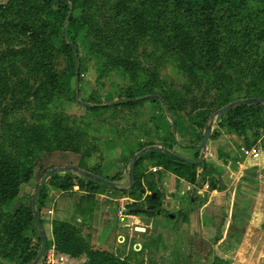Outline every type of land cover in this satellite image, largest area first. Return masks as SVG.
<instances>
[{"label":"trees","instance_id":"trees-1","mask_svg":"<svg viewBox=\"0 0 264 264\" xmlns=\"http://www.w3.org/2000/svg\"><path fill=\"white\" fill-rule=\"evenodd\" d=\"M82 47L96 62L100 86L104 87L110 78H118L114 84L118 101L101 103L91 97V105L86 101L80 104L76 87L85 60L80 57ZM169 67L185 77L184 85L167 80ZM251 98H264V0L0 3V256L32 264L39 255L42 238L32 196L17 198L30 181L33 168L40 164V155L93 152L89 141L81 136L85 123L65 112L66 103L84 105L95 116L108 111H133L145 102L161 103L176 122L178 115H185L200 131L187 146L177 143L174 132L170 133L172 143L138 158L129 191L111 189L134 200L129 207L131 214L152 217L161 204L160 185L166 173L176 176L179 182L197 187L209 182L211 190L220 189V177L199 179V167L210 174L206 171L207 158L199 166L182 159H198L197 147L206 127L215 125L208 147L223 128L238 135L248 151L256 147L264 135V104L238 105L216 115L237 100ZM147 147L136 149L133 156ZM183 150L191 156L182 155ZM207 154L211 156L209 151ZM147 159L154 162L153 167L162 169L146 182L140 167ZM217 159L224 162L225 168L232 167L230 156L219 151L211 161L219 175L222 168L215 164ZM79 167L115 184L102 175L101 164L87 166L83 157ZM58 174L47 181L37 198L40 218L50 191L67 193L78 187L88 201L102 194L100 188L105 184L97 178L76 172H67L63 177ZM15 200H19L16 207ZM142 201H146L147 209ZM92 212V207L84 204L77 207L78 218L74 221H54L53 241L48 240L47 250L53 243L58 253L78 259L87 255L86 264H137L130 257L91 249L82 229L89 228L86 221L91 222ZM32 230L36 238L28 235ZM213 264L226 261L218 258Z\"/></svg>","mask_w":264,"mask_h":264},{"label":"rangeland","instance_id":"rangeland-1","mask_svg":"<svg viewBox=\"0 0 264 264\" xmlns=\"http://www.w3.org/2000/svg\"><path fill=\"white\" fill-rule=\"evenodd\" d=\"M6 2L7 0H0V3ZM80 57L85 58L82 62V77L76 87L80 104L86 101V103L91 105V97H96L95 99L101 103L118 101V95L115 92L114 86L115 83L119 82L118 78H110L105 82L104 87L100 86L97 82L98 73L96 62L86 56L84 47L80 50ZM63 66L64 64L62 67ZM165 76L168 78L167 80H170L179 86L186 83L185 77L173 67L167 68ZM79 87L82 89L81 93L79 92ZM80 104L77 102L66 103L64 109L72 119L75 118L76 120H81L85 123L81 126V136L89 141L88 144L91 145L93 152L89 154H73L70 152L54 151L52 153L40 155V164H37L36 168H33L30 181L22 187L20 193L21 196L17 199L27 196L33 197L42 180L41 177L46 170L69 166L80 168L79 166L82 164L83 157L84 163L87 166L93 167L94 165L101 164V173L104 177L113 179L115 185L125 191H129L130 179L128 173L133 157L135 156H133V153L136 149L143 146L147 147L150 144H155L160 147L162 145H168L172 143L171 138H169V135L172 132H174V139H176L177 143L187 146L192 144L200 133L198 129L191 125L185 115H178V122H176L168 108L161 103L155 104L145 102L143 106L133 111L126 109L108 111L103 115L100 114L96 116L94 113L86 111L84 105ZM88 124L91 126H87ZM174 125L176 126V132L174 130ZM214 126L215 125H213V128ZM85 135L88 137H85ZM243 144V140L239 138L238 135L229 133L224 128L219 129L218 138L211 141L208 147L211 156L207 157L208 154L206 156V165L208 167L206 171H209L210 174H208V172L204 173V167H199L198 173L200 180H202V178L209 180L211 177H220L222 185L219 190H214V193L207 194L208 196L204 195V192L198 191V199H195L193 204L192 202H188L187 196H184L181 193L182 190L186 189V185L181 183V181L179 182L176 176L168 173L165 174L163 184L160 185V191L163 196L159 209H157V212L161 211L162 214L159 216L156 212L154 213L153 216H155V219L152 216V222L155 231L152 233L149 240L148 238H145L143 241L146 251L145 255L149 257V264H213L218 258L226 261V264H254L255 261L261 258L257 264H264V256L255 258L257 253H254V249H252V247H254V244H252L253 242H250V245H247L246 247L239 244L238 241L239 239H243L245 229H229L233 223L231 217L234 209L231 206V203H228L225 198V195H227L224 190L225 184H227L225 181L233 186L238 179V172L241 169V166H235L234 168L231 167V170V168H225L222 160L217 159L214 161L215 164L222 168V173L219 175V173L216 172V168L212 167L213 164L211 163L213 158L218 155L219 151L224 153H227V151H233L237 156V159H235L237 162L235 163L237 164L239 161L242 163L245 160V157L248 156L242 151V149L247 151ZM197 149L200 151V154L197 156L200 157L202 151L199 147H197ZM181 153L185 156H191L187 150H183ZM153 166L154 162L147 159L140 167V172L144 174V180L146 182L152 181V179L155 178L156 172H154L153 169L158 167ZM67 172H72V175L75 173H73V171ZM67 172H61L58 175L63 177ZM111 189L112 188L109 186L101 185L100 191L102 194H96L94 201H88L87 198H85L86 193L81 191L78 187H74L67 193L50 191L45 206L41 211V218L44 221L43 227L45 228V234L48 235L47 238L49 237V242L53 241L52 233L54 221H74V218H78L77 207H81L85 204L88 207L91 206L93 209V215L92 218H90L91 222L86 221L89 228L82 229L83 235L88 239L91 249L112 253L111 250L114 249L112 244L121 245V243H124V239L129 238L130 230L132 229L123 228L121 224H124L126 221L131 222L132 220L125 218L126 221L123 222L119 219L120 217H128L133 214H131L132 211L129 209L130 206L121 207V202H115L114 200L116 198H126L128 194L118 193L116 190L111 191ZM201 194H203V196H201ZM237 195H239L238 192ZM37 198H39V195ZM63 200H65V203L70 201L74 205L75 209L72 214L61 210ZM18 201L19 200H15V207ZM38 201L39 200L37 199V202ZM28 203H30L29 200H27V204ZM129 203L130 205H133L134 201L132 200ZM141 203L144 206V209H147L146 201H142ZM180 205L182 208L179 209L178 207H180ZM191 207L194 209L193 214L191 215L193 226L191 225V229L189 230L188 228L186 229V227H189L190 219L184 213ZM95 210L97 216L96 224L94 221ZM99 212L101 215L100 219ZM171 217L177 219L174 220ZM174 221L176 222L172 223ZM252 222L253 217H251V220L246 222V224L242 222L241 226H249L253 224ZM184 223L187 224L185 225L186 227H180V230L176 229L174 231L175 233H172L171 238V234H165L160 228H157H163L165 226L174 227V224L175 226H183ZM205 225H211L210 227L206 226L207 228H210V230H203ZM133 227L142 228L145 227V224L137 221L134 223ZM34 232L35 230H32L28 235L32 236L34 234L33 237L36 238L37 235ZM117 232L123 233L124 238L122 235L117 238ZM247 232L252 233L255 232V230ZM256 232L259 233L260 230H257ZM94 234L95 236H93ZM222 235L225 236V239L227 238V235H237V237H231L230 240L226 239L224 245L221 247L223 252L218 254V252H215L216 250L214 248L216 245L215 241L220 242L222 238L220 236ZM252 236L253 235L250 237L252 238ZM171 246H173L172 250ZM53 248L55 249V257L64 256L66 258L70 256L58 253L52 243L50 248L46 250L40 264H48L46 263V260L48 261L47 257L51 255L52 251H54ZM138 248L139 247L137 246L136 249ZM260 249H262V247H260ZM170 252L172 253L171 255ZM138 255L141 256L143 254ZM196 255L200 257H194ZM212 255L215 256L211 257ZM130 258L133 263H138L140 262L141 257L137 258L135 254L132 253ZM69 259H71L74 264H86L88 261L87 255H82L80 259L70 256ZM0 264H19V262L16 260H8L0 256ZM53 264L61 263L55 260Z\"/></svg>","mask_w":264,"mask_h":264},{"label":"crops","instance_id":"crops-1","mask_svg":"<svg viewBox=\"0 0 264 264\" xmlns=\"http://www.w3.org/2000/svg\"><path fill=\"white\" fill-rule=\"evenodd\" d=\"M263 141H264V137L262 135V138L258 141V143L256 145L260 149V152H261L260 157L259 158H252V157L246 156L245 160L242 163H240L241 161H239V163L236 164L235 162H237V161L235 159H237V156L235 155V153L233 151H227L228 155L231 156L230 162L232 163L231 164L232 168H234L235 166H239V167L241 166V169L238 172L239 175H238V179L235 181V184L232 186L229 184V182L225 181V183H227L228 185L225 184V189H224L226 194H227V195H225L226 196L225 198L227 199L228 203H231V206L234 209V212H233L232 217H231V221L233 223L231 224V227H229V229H233V230L234 229L242 230V228L245 229L243 239L242 240L239 239L238 242L243 247H246L247 245H250V242H253L252 244H254V247H252V249H254V253L255 252L257 253L255 255V258L264 256V249H263V247H264V149H263ZM229 150H232V149H229ZM232 159H234V160H232ZM228 168H230V167H228ZM232 168H231V170H232ZM128 177H129V173H128ZM181 183H183V182H181ZM184 184L186 185L187 183L185 182ZM201 184H203V183H201ZM118 188H120V187H118ZM120 189H122V188H120ZM237 192L239 195H237ZM212 193H214V192H212ZM207 194H211V193H206V195ZM184 196H187L188 202H192V204H193L195 199H198L197 194L184 195ZM192 196H194L195 198ZM114 200H115V202L120 201L121 207L122 206H127V207L130 206L129 202L132 201L131 198H129V197H126V198L124 197L122 199L116 198ZM248 201H249V204H248ZM61 206H62L61 210L65 211L67 213L72 214L74 212V209H75L74 205L70 201L65 203V200H63V203L61 204ZM178 208L179 209L182 208L181 205ZM224 208H225V206H224ZM193 211H194V209L191 207V208H188L187 211H185V213H184L190 219L189 227H186L185 225H187V224L184 223L183 226H179V225L175 226V224H174V227L165 226L163 228L162 227H157V228H160V230L163 231V233H165V234H167V233L171 234L170 238L172 236V233L173 234L175 233L174 231L176 229L180 230V227L181 228L186 227V229L188 228L190 230L191 225L193 226V224L191 222V220H192L191 215L193 214ZM100 212H101V210H100ZM100 212H99V219L101 218ZM158 213H160L158 215L161 216L162 212L160 211ZM251 217H253V222H252L253 224H251L249 226H241L242 222L244 224H246V222L251 220ZM153 218L155 219V216H153ZM171 218L174 220L177 219V218H173V217H171ZM126 219L132 220V221L128 222L125 220L126 222L124 221L125 223L121 224V225L123 228H131L132 229V230H130L129 238L126 237L127 239H124L125 242L121 243V245L112 244L114 246V249L111 250L112 253H115L116 255H118L120 257H130V255L133 253V254H135V256L137 258L141 257L140 262H138L137 264H140V263L149 264V257H147V255H145L146 251H145V246L143 244V241L145 238H148V240H149L152 233L155 231L154 224L152 222V220H153L152 217H149L146 214H144V215L143 214H133V215L126 217ZM96 220H97V216H96V210H95V213H94L95 224H96ZM119 220H121V219H119ZM79 221H81V220H79ZM137 221L143 222V224H145V227H142L143 229H145L144 231H142V232L137 231L138 227H133L134 223ZM175 222L176 221H174L172 223H175ZM230 222H229V224H230ZM177 223H178V221H177ZM206 226L210 227L211 225H205L203 230H208V229L210 230V228H207ZM236 226H238V227H236ZM253 230H255V232H252V233L247 232V231H253ZM257 230H260V232L257 233L256 232ZM44 231H45V228H44ZM51 232H52V230H51ZM227 234H230V233H227ZM120 235H122V237L124 238V234L119 233V232H117L116 237L119 238ZM251 235H253L252 238L250 237ZM46 236H48V235H46ZM93 236H95V234ZM234 236L237 237V235H227L226 239L230 240V238L231 237L233 238ZM214 237H215V235H214ZM220 237H222L221 241L220 242L215 241L216 245L214 247L216 250L215 252L216 253L218 252V254L223 252V249H221V247L224 245L225 240H226L224 235H222ZM196 238H198V237H196ZM251 240H253V241H251ZM137 246L139 247L138 249H136ZM260 247H262V249H260ZM172 249H173V246H171V250ZM151 253H150V255H151ZM138 254H143V255L139 256ZM171 254L172 253L170 252V255ZM214 256L215 255H212L211 257H214ZM68 257H70V256H68ZM194 257H200V256L196 255ZM259 260L255 261L254 264H257Z\"/></svg>","mask_w":264,"mask_h":264},{"label":"water","instance_id":"water-1","mask_svg":"<svg viewBox=\"0 0 264 264\" xmlns=\"http://www.w3.org/2000/svg\"><path fill=\"white\" fill-rule=\"evenodd\" d=\"M250 104H264V98H251V99H243V100H237L225 107H223L222 109H220L219 111L216 112V115H222L225 112H227L230 109H233L234 107L238 106V105H250ZM174 130L176 132V126L174 125ZM212 130H213V125H209L208 127H206L204 134H203V139H202V143L200 144V146H198L201 149V155L197 160H191V159H186V158H182L185 162L199 166L202 165L205 162L207 153H208V143L209 140L211 138L212 135ZM163 150L162 147L160 146H151V147H147L141 151H139L132 160L130 169H129V179H130V187L128 188V190H130L133 187V183H134V179H133V173H134V168L136 165V162L138 160V158L140 156H142L143 154L147 153L150 150ZM65 171H73L79 174H84L87 175L89 177L92 178H97L99 181H101L102 183H104L105 185L111 187V188H117V186L113 183L108 182L107 180L101 178V177H97L93 174H90L78 167L75 166H69V167H60V168H54L49 170L44 177L42 178L40 184L38 185L33 197H32V208H33V212H34V218L37 224V227L39 229L40 232V236L42 238V245H41V249L39 252L38 257L36 258V260L32 263V264H40L41 260L44 257V254L47 250V246H48V239L47 236L45 234L44 231V227L43 224L41 222V218L39 216V213L37 212V208H36V202H37V197L40 194L42 188L44 187V185L47 183V181L55 174V173H61V172H65ZM143 192H145V190H143ZM153 197H156V194L153 195ZM145 229L143 228H137V231H144Z\"/></svg>","mask_w":264,"mask_h":264},{"label":"built area","instance_id":"built-area-1","mask_svg":"<svg viewBox=\"0 0 264 264\" xmlns=\"http://www.w3.org/2000/svg\"><path fill=\"white\" fill-rule=\"evenodd\" d=\"M242 151L248 155L249 157H252V158H259L260 155H261V152H260V149L256 146L254 147L253 149L251 150H245V149H242ZM158 170H161V168H154L153 171L156 172ZM183 183H185L184 181H181ZM198 191L199 192H204V195H206V193H212V192H215L214 190H211V187H210V184L209 183H205L203 184L201 187H197L196 185H192V184H189L187 183L186 184V189L185 190H182L181 193L182 195H192V194H198ZM201 196H203V194H201ZM125 218L126 217H121V221H125ZM54 251L51 252V255H49L47 257L48 261L46 260V263L48 264H53L55 262V260L57 262H60L61 264H74L71 259H69V257H64V256H59V257H55V249L53 248Z\"/></svg>","mask_w":264,"mask_h":264},{"label":"flooded vegetation","instance_id":"flooded-vegetation-1","mask_svg":"<svg viewBox=\"0 0 264 264\" xmlns=\"http://www.w3.org/2000/svg\"><path fill=\"white\" fill-rule=\"evenodd\" d=\"M156 213H157V214H160V213L157 212V210H156Z\"/></svg>","mask_w":264,"mask_h":264}]
</instances>
